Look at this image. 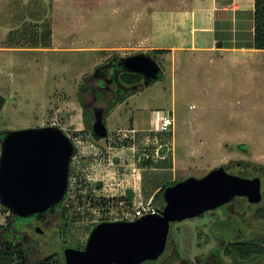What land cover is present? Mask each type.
I'll list each match as a JSON object with an SVG mask.
<instances>
[{
  "label": "rangeland",
  "instance_id": "1",
  "mask_svg": "<svg viewBox=\"0 0 264 264\" xmlns=\"http://www.w3.org/2000/svg\"><path fill=\"white\" fill-rule=\"evenodd\" d=\"M211 8L198 0H0V134L55 126L76 145L68 198L38 225L44 234L28 231L39 244L30 264L52 255V264H66L65 249L83 250L95 224L130 221L138 206L154 207L165 183L220 167L229 174L264 167V50L227 62L222 53L157 48L209 46ZM188 31L195 36L187 39ZM139 54L156 60L161 79L123 99L96 100L97 68ZM85 106L106 112V139L94 137ZM158 111L173 112L172 131H156ZM223 207L172 223L165 252L142 264H203L212 251L223 257L212 254L208 264L229 263L223 247L243 240V225L244 241L264 243L258 208ZM8 214L0 204V225Z\"/></svg>",
  "mask_w": 264,
  "mask_h": 264
},
{
  "label": "water",
  "instance_id": "2",
  "mask_svg": "<svg viewBox=\"0 0 264 264\" xmlns=\"http://www.w3.org/2000/svg\"><path fill=\"white\" fill-rule=\"evenodd\" d=\"M122 71L139 74L141 85L127 87L126 93L158 81L161 66L151 56L139 54L120 60ZM5 99L0 95V111ZM106 112L95 110L93 133L100 139L109 135ZM0 160V203L20 218L56 209L68 192L70 167L76 145L55 126L6 131ZM237 196L251 203L262 199L259 178L247 179L217 168L201 179L194 177L168 187L165 207L134 221L102 222L95 226L86 247L64 251L66 264H142L158 260L165 252L171 224L204 215Z\"/></svg>",
  "mask_w": 264,
  "mask_h": 264
},
{
  "label": "flooded vegetation",
  "instance_id": "3",
  "mask_svg": "<svg viewBox=\"0 0 264 264\" xmlns=\"http://www.w3.org/2000/svg\"><path fill=\"white\" fill-rule=\"evenodd\" d=\"M122 59L123 58H112L107 64H104L100 66L99 68H97L95 74H93L92 77H94V79L97 82V84L93 86V89H92L95 92L96 100H98L99 97H100V100H104V98L108 95L114 96L118 99H123L126 97V95L128 96V94L130 93V92L126 93L127 87H129V85L125 84L121 79V76L124 73V71H122V68L119 64H120V60ZM96 109L98 108H95L93 112L94 119H95ZM4 134L5 133L0 134L1 135L0 137V160L2 158L3 151H4L3 150ZM70 170H71V167H70ZM253 170L254 172H251L249 169L247 170V168L244 167L243 171H241L240 173L238 174L232 173V174L243 177V178H247V179L259 178L261 181V195H262L261 201L258 203H251L247 197L237 196L234 199H232L229 203L225 204L223 208L229 209V207L235 204V202L237 203L238 201H243L248 206V210L258 208L259 211L257 210L258 212H256V215L259 213L258 216L260 218H264V207H263L264 205V167L256 166ZM226 171L229 172L227 169ZM245 171H248L249 174L245 173ZM70 174H71V171H70ZM69 186H70V181H69ZM67 198H68V192L63 202L60 205H58L56 209L50 210L45 214L34 215L29 218H20L14 215L10 210L4 207L5 209L8 210L9 214L5 220L6 223L0 225L2 226V228L0 229V247L14 249L18 247L19 245H25V249L27 251V257L30 263L29 253L34 251L39 244L32 241L31 235L28 232L29 229H32L34 227L35 232L39 234H44L45 231L42 229V227H39L38 225L39 224L40 225L49 224L50 220L48 218V215L59 211V209H61V207L63 206ZM248 210L246 214H249ZM230 214L231 216H237V214H233L232 212H230ZM238 217L241 223L243 224L244 222L247 223V220L244 214H242L241 212H238ZM243 227L244 225L238 228L240 230L239 232L243 233L242 234L243 240L241 241H244L245 238H249L248 234L244 233ZM246 241L249 242L250 240H246ZM250 242H253L256 244L260 243L259 245H264L263 242H259V243H257L256 241H250Z\"/></svg>",
  "mask_w": 264,
  "mask_h": 264
},
{
  "label": "crops",
  "instance_id": "4",
  "mask_svg": "<svg viewBox=\"0 0 264 264\" xmlns=\"http://www.w3.org/2000/svg\"><path fill=\"white\" fill-rule=\"evenodd\" d=\"M202 5L211 6L208 13V20L212 23L204 33L211 36V43L209 46H196L198 41L190 47H183V45H164L157 48L176 49L177 52H210L222 53L226 57V61L231 60H253L254 55L259 50L253 49L254 37V0H198ZM199 32V31H198ZM187 33H191L188 31ZM194 33V32H192ZM187 34V39L193 34ZM226 37L224 38V36ZM193 35L191 38H193ZM248 38V39H247ZM210 41V39H209ZM192 43V41H191ZM193 44V43H192ZM161 111L154 112L152 118H159ZM155 119V120H156Z\"/></svg>",
  "mask_w": 264,
  "mask_h": 264
},
{
  "label": "trees",
  "instance_id": "5",
  "mask_svg": "<svg viewBox=\"0 0 264 264\" xmlns=\"http://www.w3.org/2000/svg\"><path fill=\"white\" fill-rule=\"evenodd\" d=\"M255 2V10H254V37H253V43L252 48L263 51L264 50V0H254ZM51 36V32L49 31L46 37ZM38 41H36V44ZM37 47V46H34ZM155 51H164V50H155ZM122 81L129 85V87L135 86V85H141L143 83V77L139 74H130L127 72H124L121 76ZM161 79V78H160ZM138 90H132L129 94H135ZM114 104L111 103L109 106V111L113 108ZM84 116H86L85 121L90 125V121L93 120V115L89 113L86 106L84 107ZM91 127V126H90ZM93 131V127L91 128ZM97 139H100L95 136ZM1 137V135H0ZM180 181H175L173 183H165L162 186L158 188L157 193L152 198V203L154 204V207L161 212L166 203L164 200V192L165 190L173 186ZM159 201L162 203V207H158L155 204H158ZM98 224H95L93 228ZM2 226H0V229ZM227 243V242H226ZM222 252L224 255L230 259V262L228 263L226 261V264H264V245H259L253 242H247V241H230L226 244V247H223ZM216 255L220 260L223 257L220 252L214 253L213 251L209 253L207 259L203 261V264H208V260H210L211 255ZM54 255L48 257L46 260L39 262V264H52V261L54 259ZM57 263V261H56ZM0 264H30L28 257H27V251L25 249V245H19L18 247L14 249L9 248H2L0 247ZM198 264H202V260L198 259ZM222 264H225L223 261Z\"/></svg>",
  "mask_w": 264,
  "mask_h": 264
},
{
  "label": "built area",
  "instance_id": "6",
  "mask_svg": "<svg viewBox=\"0 0 264 264\" xmlns=\"http://www.w3.org/2000/svg\"><path fill=\"white\" fill-rule=\"evenodd\" d=\"M155 127L157 126L156 131L161 133H167L174 129L175 127V116L173 112H162L159 118L154 122ZM148 157V156H146ZM159 211L151 205L148 206H138L132 213V217L129 218L130 221L137 220L147 214H157Z\"/></svg>",
  "mask_w": 264,
  "mask_h": 264
}]
</instances>
